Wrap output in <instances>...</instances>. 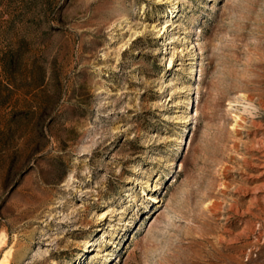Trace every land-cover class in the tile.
<instances>
[{"label": "rangeland", "instance_id": "rangeland-1", "mask_svg": "<svg viewBox=\"0 0 264 264\" xmlns=\"http://www.w3.org/2000/svg\"><path fill=\"white\" fill-rule=\"evenodd\" d=\"M0 264H264V0H0Z\"/></svg>", "mask_w": 264, "mask_h": 264}]
</instances>
